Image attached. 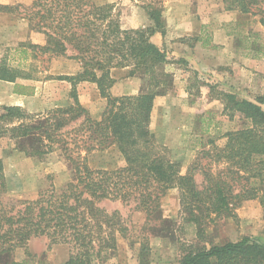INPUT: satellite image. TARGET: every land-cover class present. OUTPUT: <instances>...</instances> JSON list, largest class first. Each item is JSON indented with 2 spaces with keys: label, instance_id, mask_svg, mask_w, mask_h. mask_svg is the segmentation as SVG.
Returning a JSON list of instances; mask_svg holds the SVG:
<instances>
[{
  "label": "trees",
  "instance_id": "obj_1",
  "mask_svg": "<svg viewBox=\"0 0 264 264\" xmlns=\"http://www.w3.org/2000/svg\"><path fill=\"white\" fill-rule=\"evenodd\" d=\"M223 3L225 10L259 17L263 32L249 30L246 47L251 58H264V0ZM16 7L23 8L30 30L44 36L41 44L21 45L23 52L37 51L48 59L65 57L77 61L80 69L74 75L57 77L71 85L67 106L29 113L19 105L0 104V138L8 136L31 155L48 153L61 144L73 166L74 179L59 191L50 186L33 199L0 200V260L15 247H25L31 238L43 236L50 243L69 247L63 264H96L97 258L116 249L117 234L123 231L119 213L103 206L107 201H132L136 209L162 223L166 222L162 199L168 190L176 189L178 213L196 226L199 239L205 237L206 223L233 216V208L244 200L257 198L264 210V109L260 105L264 99L251 101L230 92H215L222 113L230 118L238 116L244 124L226 132L222 146H213L215 162L227 168L202 170L200 183L194 177L193 165L182 172L179 161L154 149L151 114L155 98L170 86V74L164 66L174 59L151 41L156 31L164 32L158 11L149 12L153 26L125 28L113 5L94 0H33ZM193 40L205 44L202 36ZM125 68L128 75H139L145 87L136 94L111 95L109 89L115 82L111 71ZM32 77V70L0 62V80L17 84L19 78ZM84 81L96 84L106 100L97 119L79 102L76 85ZM14 92L30 94L32 88L20 86ZM73 122H78L77 126L68 128ZM111 145L123 156L124 166L94 169L87 164V153ZM4 186L0 157L1 190ZM148 253L143 242L138 264H152ZM1 264L32 263L4 260ZM179 264H264V235L183 249Z\"/></svg>",
  "mask_w": 264,
  "mask_h": 264
},
{
  "label": "rangeland",
  "instance_id": "obj_2",
  "mask_svg": "<svg viewBox=\"0 0 264 264\" xmlns=\"http://www.w3.org/2000/svg\"><path fill=\"white\" fill-rule=\"evenodd\" d=\"M94 1L113 5V11L118 13L125 28L153 26L149 12L158 11L164 32L156 31L151 41L171 57L175 55L171 53L167 41L162 43L163 37L167 34L179 35L182 25L192 30L193 25L201 23L205 51L194 47V37H186L191 35L174 38L170 42V45L182 42L179 48L184 55H179L181 58L173 57L164 66V70L170 74V86L155 98L150 131L154 135V149L179 161L182 172L193 165L198 183L203 179L202 170L227 168L226 164L215 162L213 146H222L225 142L223 135L240 129L244 122L238 116L230 118L223 114L222 103L214 94L222 90L241 99H264V58H251L246 47L249 30L263 32L259 17L225 10L223 0ZM18 4L29 5L19 1L0 4L16 8L8 11L0 7V62H5L11 68L32 70V79L17 80L19 89L20 86L36 88V95L25 96L21 107L29 113H44L58 106H67L71 85L57 77L76 74L79 71L77 68L80 69L79 63L65 57L48 59L37 51L23 52L19 48L21 45L41 44L44 36L30 30L28 20L23 17V8L16 7ZM128 73L127 68L113 71L117 83L114 94L109 89L111 95L136 94L145 87V81L139 75L131 76ZM47 75L52 77L48 79L45 77ZM76 90L89 116L99 118L106 100L101 97L96 84L87 82L82 89ZM260 105L264 109V102ZM77 124L73 122L68 128ZM0 157L4 163L5 180L4 189L0 188V200L4 202L33 199L50 186L59 191L74 179L73 166L61 144H55L48 153L31 155L25 154L13 139L2 136ZM86 161L94 169H115L125 165L115 145L87 153ZM161 203L162 214L166 218V222L162 223L136 209L132 201L103 202L108 211L116 210L119 213L123 231L117 234L116 249L97 258L96 264H138V251L143 242L149 247L148 259L152 264H179L183 249L209 247L211 244L236 241L243 236L264 235V210L257 198L236 205L233 216L219 217L206 223L205 237L202 239L196 235V226L178 213L176 189L168 190ZM68 254L66 244L50 243L43 236L33 237L25 247H15L2 256L0 264L4 260L63 264Z\"/></svg>",
  "mask_w": 264,
  "mask_h": 264
},
{
  "label": "crops",
  "instance_id": "obj_3",
  "mask_svg": "<svg viewBox=\"0 0 264 264\" xmlns=\"http://www.w3.org/2000/svg\"><path fill=\"white\" fill-rule=\"evenodd\" d=\"M13 1H19L20 3H23V4H29L32 0H0V4L7 5V4L12 3ZM179 31H180V33L177 36H170L171 34H167V36H164L162 39V43H163V41H167L166 44L167 45L169 44L168 45L169 49L172 50L171 53L173 55L181 58L179 55H184V52H182L179 47H182L181 44H183V43L182 42H180L181 44L180 43H173L170 45V42L173 41L174 38H178V37L181 38V37H184V35H191V36H186V37H197L198 35L201 36L204 34V31L202 29L200 22H197L195 25H193L192 30H189L187 28V25H182V26H180ZM175 40H177V39H175ZM164 46H165V44H164ZM194 47L199 49V50L200 49H203L204 51L206 50V46H205V44L204 45L202 44L201 40L196 41ZM175 56H173V57L175 58ZM73 61H75V60H73ZM77 70H79V68H77ZM114 70H116V69H114ZM114 70L111 71L112 76H113ZM128 78H130V77H128ZM86 83H87L86 81L78 83L76 85V89H79V90H80V88L82 89L83 85H85ZM116 83H117V81L114 82L113 86L110 89V92L113 94H114V92H113L114 86L116 85ZM30 87L32 88V92L30 94H18V93L14 92V89H19L17 84L0 80V104L22 106V104H24L23 101H24L25 96H33L34 94L36 95V91H35L36 88L35 87L33 88V86H30ZM77 95H78V92H77ZM79 97H78V99H79ZM79 102H80V99H79Z\"/></svg>",
  "mask_w": 264,
  "mask_h": 264
}]
</instances>
